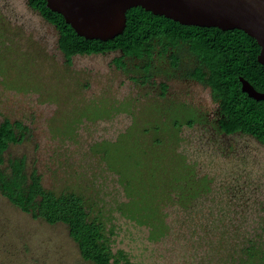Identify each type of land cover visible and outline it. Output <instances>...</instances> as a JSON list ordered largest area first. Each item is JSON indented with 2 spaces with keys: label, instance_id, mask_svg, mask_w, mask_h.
Returning <instances> with one entry per match:
<instances>
[{
  "label": "rangeland",
  "instance_id": "374dc122",
  "mask_svg": "<svg viewBox=\"0 0 264 264\" xmlns=\"http://www.w3.org/2000/svg\"><path fill=\"white\" fill-rule=\"evenodd\" d=\"M57 38L27 0H0V122L30 129L5 160L25 156L27 172L35 167L47 191L83 197L120 264H264V145L251 135L211 137L201 118L217 103L184 70L159 62L156 83L168 86L161 97L156 84L131 80L136 61L127 60L125 71L112 54L76 55L65 65ZM132 125L158 126L148 136L172 141L205 181L188 202H163L158 238L120 214L123 190L96 149ZM0 264L93 263L81 258L65 224L33 219L0 193Z\"/></svg>",
  "mask_w": 264,
  "mask_h": 264
},
{
  "label": "trees",
  "instance_id": "16d2710c",
  "mask_svg": "<svg viewBox=\"0 0 264 264\" xmlns=\"http://www.w3.org/2000/svg\"><path fill=\"white\" fill-rule=\"evenodd\" d=\"M28 5L57 31V45L67 66L72 65L76 55L121 51L113 64L126 70L124 58L144 61L143 82H147L156 55H168L171 65L177 67L176 51L184 46L197 65L188 75L211 90L219 106L222 130L251 135L264 145V100H254L242 92L239 81L242 77L264 93V66L257 61V42L242 30L181 25L135 7L126 12L122 34L107 41L88 40L78 36L62 15L48 9L45 0H28ZM156 127L132 125L116 141L96 146L123 190L125 201L118 211L135 224L148 227L150 238L160 237L166 229L162 219L165 200L186 203L205 186V181L195 179L193 165L187 163L174 143L157 138ZM150 131L155 138L148 136ZM29 134V127L22 121L4 117L0 122V193L33 219L49 225L65 224L83 260L120 264L109 247L103 220L94 215L93 207L83 197L47 191L35 167L27 172L25 156L5 160L10 145L23 143Z\"/></svg>",
  "mask_w": 264,
  "mask_h": 264
},
{
  "label": "water",
  "instance_id": "95a60500",
  "mask_svg": "<svg viewBox=\"0 0 264 264\" xmlns=\"http://www.w3.org/2000/svg\"><path fill=\"white\" fill-rule=\"evenodd\" d=\"M45 2L48 9L62 15L78 36L88 40L107 41L122 34L126 26V12L135 7H141L154 15L164 16L181 25L216 27L223 31L242 30L257 42L260 47L257 61L264 66V0H45ZM239 81L242 92L254 100H264V93L257 91L242 77H239Z\"/></svg>",
  "mask_w": 264,
  "mask_h": 264
},
{
  "label": "flooded vegetation",
  "instance_id": "af4514ba",
  "mask_svg": "<svg viewBox=\"0 0 264 264\" xmlns=\"http://www.w3.org/2000/svg\"><path fill=\"white\" fill-rule=\"evenodd\" d=\"M176 53H178V55H179V61H178L177 67H173L171 65L168 55L166 57H163V58H159V56L157 57V55H156L154 61L152 62L151 77L147 82H143L144 61H142L140 59L134 60V59L126 57V58H124V62L126 64V70H127V66H128L127 60L130 59L132 61H136V64L134 66L136 71H135V75H133L132 78L134 77L135 79H137V81H134V82L141 84V86H145V85L150 86L152 84H156V86L159 88V94L161 97H164L165 95H167L168 86H167L165 81H160V82L156 83V78L161 73L159 62L165 63L169 69L176 71V72L178 70H184V77H185L186 81L192 82L193 84H196V85H203L202 83H200L199 81H197L196 79H194L193 77L188 75L192 68L197 67V65L195 64V57L192 56L184 46L179 47V49H177ZM105 54H112V56H113L112 61H111L112 64H113V61L115 58H118L119 56L122 55V53H120L118 51L117 52L116 51L107 52ZM105 54H102V55H105ZM184 56H186V58L189 59L186 65L184 63ZM113 66L117 70L125 71L124 69L118 68L115 64H113ZM164 85L166 86L165 90H163ZM201 119H203V120H205V122H207V124L205 126H206V129L209 131L211 137L220 136L222 138L228 139V138H232V137L239 136V135H248V134H244V133L239 132V131L229 134V133H226L222 130L223 125H222V121H221L220 110H219L218 104H216V107L213 111H211L209 114H207L206 118H201ZM197 120L198 119L196 118V120L190 122L189 125H195L197 123L196 122Z\"/></svg>",
  "mask_w": 264,
  "mask_h": 264
}]
</instances>
